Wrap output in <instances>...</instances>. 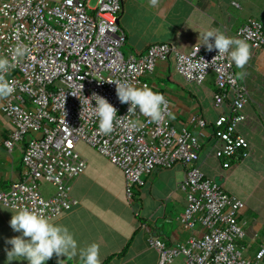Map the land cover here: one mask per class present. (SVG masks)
Listing matches in <instances>:
<instances>
[{"label": "built area", "instance_id": "built-area-1", "mask_svg": "<svg viewBox=\"0 0 264 264\" xmlns=\"http://www.w3.org/2000/svg\"><path fill=\"white\" fill-rule=\"evenodd\" d=\"M121 10L120 0H94L93 5L90 0H0V55L7 56L16 44L26 45L31 53L7 74L15 92L2 100L1 109L13 129L1 143L10 151L26 136L30 138L22 151V176L0 191V203L11 209L26 206L49 219L70 209L74 201L69 182L86 167L76 143L84 142L122 172L129 201L133 188H139L156 169L174 165L183 169L178 188L185 206L178 221L189 235L174 246L150 237L148 243L157 252L158 264H168L178 256L183 264H255L244 255L241 243L244 230L239 215L244 201L199 167L207 138L214 141L209 153L218 161L227 159L219 162L222 168L249 153L247 140L237 131L247 118L244 107L249 97L245 85L235 78L234 64L227 57L217 59L198 82L201 73L189 70V61L203 58L210 63L217 55L203 43L192 44L187 52L153 43L141 54L124 55L125 37L117 25ZM235 36L246 40L252 50L264 46V26L258 19H246ZM170 56L175 71L187 82L201 84L212 74L213 105L225 104L227 111L212 123L191 116L193 132L188 127L176 128L167 118L152 123L137 109L133 118L142 122L139 130H129L122 121L110 135L100 133L92 95L106 98L118 117L126 116L129 105L119 102L116 85L109 81L147 85L141 79L152 73L156 61ZM40 182L52 186L49 196L42 195ZM263 252L260 248L255 259Z\"/></svg>", "mask_w": 264, "mask_h": 264}, {"label": "crops", "instance_id": "crops-1", "mask_svg": "<svg viewBox=\"0 0 264 264\" xmlns=\"http://www.w3.org/2000/svg\"><path fill=\"white\" fill-rule=\"evenodd\" d=\"M120 1L122 10L117 25L125 37L121 47L124 55L141 54L153 43H166L174 50L187 52L192 44L204 43L203 33L209 29H219L227 36L236 37V29L248 18L258 19L264 26V0H160L155 8L149 7L148 0ZM234 71L240 70L234 65ZM242 71L245 75L239 80L249 98L244 107L247 118L237 126V131L247 140L249 153L222 168L209 153L214 141L207 138L199 167L205 176L244 201L245 207L239 215L244 230L241 243L244 250H251L247 257L255 261L256 253L264 249V46L251 49L250 59ZM141 80L166 97L175 116L168 120L176 128L188 127L194 132L195 128L189 124L191 116L198 115L212 123L227 111L225 104L213 105L212 95L216 91L213 75H208L201 84L187 82L175 71L173 56L156 61L152 73ZM1 106L2 100L0 190L21 178L22 151L30 138L27 136L10 151L3 147L1 140L7 138L13 126ZM87 152L80 155L86 162L84 172L69 182L73 205L50 221L67 226L80 247L98 243L101 260L106 264H158L157 252L148 243L150 237L174 246L189 235L178 221L185 206L184 194L178 188L183 169L179 165L156 169L144 178L129 202L122 172L96 150ZM38 187L43 196L53 192L47 182H40ZM12 213L13 209L0 204V264H8L6 249L12 246L6 241L21 235L10 226ZM259 259L255 264H264V252ZM12 264H27V261L20 259ZM46 264H80V261L78 257L68 260L53 255ZM168 264H183V259L178 256Z\"/></svg>", "mask_w": 264, "mask_h": 264}, {"label": "clouds", "instance_id": "clouds-1", "mask_svg": "<svg viewBox=\"0 0 264 264\" xmlns=\"http://www.w3.org/2000/svg\"><path fill=\"white\" fill-rule=\"evenodd\" d=\"M159 2L160 0H148L151 8L157 7ZM202 39L204 43L201 45H205L209 52L215 49L217 55L210 63L203 58L198 61H189V70L201 73L198 82L203 80L204 74L207 73L206 68L214 66V61L224 57H227L240 70L235 74V78H244L245 73L242 70L251 56V47L246 40L227 36L219 29H209L203 33ZM213 40L214 42H212ZM30 55V49L23 44H16L10 48L7 56L0 55V100L12 96L15 92L14 83L7 79V74L17 63L29 58ZM109 83L116 85L119 102L129 105L128 114L118 117L117 109L106 98L94 93L91 99L96 102V106L93 108L100 133L106 136L110 135L122 121L125 122V126L129 130H139L143 124L138 118H133L137 115V109H139L140 115L156 124L164 122L166 118H175L166 97L162 93L154 92L147 85L138 87L128 80H114ZM89 104L91 105L90 100ZM125 118L127 119L125 120ZM132 200L133 197L130 201L132 202ZM13 208L14 213L11 216L10 226L13 231L21 233V235L6 241L12 246L10 249H6L8 264L20 259L27 261V264H46L53 255L66 257L68 260L78 257L80 264H102L98 243L92 242L80 247L74 234L67 226L50 221L43 212L26 206L17 207L14 205Z\"/></svg>", "mask_w": 264, "mask_h": 264}, {"label": "rangeland", "instance_id": "rangeland-1", "mask_svg": "<svg viewBox=\"0 0 264 264\" xmlns=\"http://www.w3.org/2000/svg\"><path fill=\"white\" fill-rule=\"evenodd\" d=\"M94 4V0H91V2H90V5H93ZM27 137V136H26ZM76 150H78L81 154H86V153H88L87 151L89 150V151H92V150H94V149H92L90 146H88L87 144H85L84 142H79L78 144H77V149ZM80 154V155H81ZM105 158V157H104ZM218 183V182H217ZM219 184V183H218ZM44 187H46L45 186V184L43 183L42 184V189L45 191V188ZM250 251L251 250H249V249H246V250H244V255L247 257V255L250 253ZM254 253V252H253ZM253 255V254H252ZM255 255V254H254ZM257 260L258 259H255V262H257ZM260 261H262L261 259H259ZM258 260V261H259ZM264 261V260H263ZM260 263H262V262H260ZM259 263V264H260Z\"/></svg>", "mask_w": 264, "mask_h": 264}, {"label": "trees", "instance_id": "trees-1", "mask_svg": "<svg viewBox=\"0 0 264 264\" xmlns=\"http://www.w3.org/2000/svg\"><path fill=\"white\" fill-rule=\"evenodd\" d=\"M225 160H227V159H224V158H219V162H223V161H225ZM230 162H232V160H230ZM9 185L10 184H8L7 186H5L4 188H1V190L0 191H2V190H7L8 188H9ZM135 191H136V188H133V190H132V197L134 198L135 197ZM1 204V203H0ZM2 205V204H1ZM3 206V205H2ZM5 207V206H4ZM8 208V207H7ZM11 209V208H10ZM14 210V209H13ZM102 264H106V262L104 261V262H102Z\"/></svg>", "mask_w": 264, "mask_h": 264}]
</instances>
